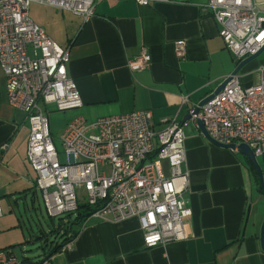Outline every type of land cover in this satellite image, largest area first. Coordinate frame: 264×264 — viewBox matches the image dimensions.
<instances>
[{
    "label": "crops",
    "instance_id": "crops-1",
    "mask_svg": "<svg viewBox=\"0 0 264 264\" xmlns=\"http://www.w3.org/2000/svg\"><path fill=\"white\" fill-rule=\"evenodd\" d=\"M204 1L139 5L134 0H100L87 21L54 6L30 3L31 20L56 44L68 47L67 73L82 100L69 119L81 116L93 121L150 110L155 130L171 119L183 121L188 109L239 63L218 35L210 13L200 5ZM255 1L264 11V0ZM177 40L185 42L184 58L174 52ZM141 48L148 51L150 62L132 72L127 60ZM257 58L237 72L242 85L257 81L256 68L264 64V49ZM182 95H188L185 103ZM46 110L47 114L64 112L51 104ZM183 132L182 170L188 174L184 195L191 209L183 219L184 239L145 247L137 217L112 221L87 215L78 225L72 247L53 253L50 263L264 264L260 244L264 198L244 156L212 143L191 123L184 125ZM27 137L25 114L8 104L0 68V146L7 145L0 163V250L12 254L26 240L20 205L27 211L36 209L38 190L25 158ZM258 163L264 181V160ZM38 229L36 224V233ZM43 257L42 252L35 261L27 258L26 264H38Z\"/></svg>",
    "mask_w": 264,
    "mask_h": 264
},
{
    "label": "built area",
    "instance_id": "built-area-1",
    "mask_svg": "<svg viewBox=\"0 0 264 264\" xmlns=\"http://www.w3.org/2000/svg\"><path fill=\"white\" fill-rule=\"evenodd\" d=\"M100 0H0V68L8 104L24 112L28 123L26 162L34 172L46 213L58 217L75 213L82 197L89 215L119 221L139 219L145 247L185 238L183 219L191 209L184 192L188 174L184 125L202 122L208 135L220 143H245L264 160V64L256 68L257 81L242 85L239 75L222 77L223 88L198 107L187 120L171 119L152 127L150 110H133L87 121L70 119L59 134L61 152L53 141L47 105L57 111L82 106L74 80L67 73L68 47L56 44L28 13L32 2L54 6L87 21ZM139 5L171 0H134ZM212 16L218 35L237 62L264 45V11L255 0H205L200 4ZM177 58L186 45L174 42ZM145 48L127 60L140 71L148 66ZM188 95L181 96L185 103ZM7 147L0 146L1 153ZM63 158V160H61ZM1 215V209H0ZM72 239L61 246L70 249ZM0 264H22L8 250H0ZM38 264H51L50 256Z\"/></svg>",
    "mask_w": 264,
    "mask_h": 264
},
{
    "label": "rangeland",
    "instance_id": "rangeland-1",
    "mask_svg": "<svg viewBox=\"0 0 264 264\" xmlns=\"http://www.w3.org/2000/svg\"><path fill=\"white\" fill-rule=\"evenodd\" d=\"M259 58V57H258ZM256 57V59H258ZM74 113V109L67 110L66 112H54V113H48V119H49V126L51 129V134L53 141L56 145V148L59 152H61V145L59 141V134L62 131V129L65 127L67 122L70 120L69 117ZM257 161L261 162V157H256ZM63 160V158H61ZM37 194H36V200L34 202L35 211H27L22 205H20L19 210L23 214V224H24V238H26L25 241H23V245H19L14 248V254L17 258H22L23 256L26 258H29L32 261L37 260L41 253L43 252L44 247V241L43 239H34V234L36 233V224L40 226L41 229L48 231V229L51 226L49 216L46 213V209L44 206V203L42 201V197L40 194V190L36 187ZM85 201V196L82 197L81 202ZM27 204H29V201H27ZM26 211H25V210ZM25 211V212H24ZM32 217V218H31ZM53 221L56 223V218L53 219ZM30 222V223H29ZM34 230V232H32ZM60 237H54L49 236L48 241H59ZM49 244V243H48Z\"/></svg>",
    "mask_w": 264,
    "mask_h": 264
},
{
    "label": "trees",
    "instance_id": "trees-1",
    "mask_svg": "<svg viewBox=\"0 0 264 264\" xmlns=\"http://www.w3.org/2000/svg\"><path fill=\"white\" fill-rule=\"evenodd\" d=\"M243 158L245 159L249 170L257 180V174L254 167L248 162L245 157ZM90 211L91 208L87 204L80 202L75 213H67L58 217L49 216L51 226L48 231L38 229L39 231L34 235L35 240L43 239L44 241V247H42L44 257L51 256L56 251L60 250L61 246L65 242L73 239L78 231V225L81 223L85 216L89 215ZM54 218H56V223L53 221ZM49 236L60 237V240L54 242L48 241ZM20 259L22 261V264H26L28 261L24 256Z\"/></svg>",
    "mask_w": 264,
    "mask_h": 264
},
{
    "label": "water",
    "instance_id": "water-1",
    "mask_svg": "<svg viewBox=\"0 0 264 264\" xmlns=\"http://www.w3.org/2000/svg\"><path fill=\"white\" fill-rule=\"evenodd\" d=\"M263 49H264V45L255 54L243 59L242 61H240L238 63V65L235 67V69L231 72V75L237 74L239 69L244 64H246L247 62H249L252 59H254L255 57H257ZM225 82L226 81H223L222 83H220L214 90H212L208 95H206L202 100H200L197 103V107L195 108V111H198L199 106H201L202 104H204L205 102L210 100L215 94H217L223 88ZM188 118H189V114L187 113L183 117V120H187ZM198 127H199V130L202 132V134L212 143L219 145V146H222V147H225V148L235 149L240 155L244 156L248 160V162L254 167V169L256 171L257 181H258L259 186H260V192H262L263 198H264V181H263L262 170H261V167L257 161L256 156L254 155L253 151L248 147V145L245 143H237V144L236 143H228V144H225V143L217 142V141L213 140L208 135V133L205 130L202 122L198 121ZM263 231H264V218H263V222H262V226H261V230H260V244H261V248L264 250ZM32 264H34V263H32Z\"/></svg>",
    "mask_w": 264,
    "mask_h": 264
}]
</instances>
